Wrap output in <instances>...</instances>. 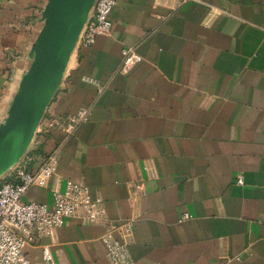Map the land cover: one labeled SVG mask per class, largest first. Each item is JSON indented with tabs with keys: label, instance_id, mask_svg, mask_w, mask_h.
<instances>
[{
	"label": "crops",
	"instance_id": "0c3cea01",
	"mask_svg": "<svg viewBox=\"0 0 264 264\" xmlns=\"http://www.w3.org/2000/svg\"><path fill=\"white\" fill-rule=\"evenodd\" d=\"M47 2L0 0V126ZM110 17L111 33L73 50L47 109L87 118L28 150L59 149L51 185L86 184L110 220L134 221L133 264H264V0H116ZM128 47L143 59L121 74ZM24 200L52 205L53 192ZM107 227L72 217L25 252L110 264Z\"/></svg>",
	"mask_w": 264,
	"mask_h": 264
},
{
	"label": "built area",
	"instance_id": "2783aa9c",
	"mask_svg": "<svg viewBox=\"0 0 264 264\" xmlns=\"http://www.w3.org/2000/svg\"><path fill=\"white\" fill-rule=\"evenodd\" d=\"M116 0H96L77 42L78 46H90L99 35L111 33L113 22L111 11ZM141 54L134 47L122 50L118 68L121 74H128L142 61ZM88 116L82 110L70 120L50 115L47 111L41 120L36 135L46 136L52 129H61L73 134L81 121ZM59 149L37 155L28 150L9 170L0 177V264H33L25 248L34 245L38 238L53 236L56 229L69 218L77 217L84 223H107L101 236L107 247L110 264H133L130 243L135 223L130 219L110 220L105 205L91 196L88 185L72 180L66 181L65 189L60 184L51 185L59 161ZM242 177L237 183L242 184ZM33 186L50 187L53 203L25 201ZM189 215H184V218ZM45 264H66L55 259L48 245L43 246Z\"/></svg>",
	"mask_w": 264,
	"mask_h": 264
},
{
	"label": "water",
	"instance_id": "95a60500",
	"mask_svg": "<svg viewBox=\"0 0 264 264\" xmlns=\"http://www.w3.org/2000/svg\"><path fill=\"white\" fill-rule=\"evenodd\" d=\"M96 0H48L8 116L0 126V177L28 151Z\"/></svg>",
	"mask_w": 264,
	"mask_h": 264
}]
</instances>
